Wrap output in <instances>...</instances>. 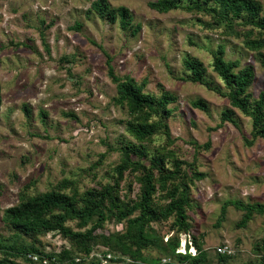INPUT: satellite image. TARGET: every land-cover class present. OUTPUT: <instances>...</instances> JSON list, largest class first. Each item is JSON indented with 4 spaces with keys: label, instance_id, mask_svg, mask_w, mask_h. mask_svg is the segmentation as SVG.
Instances as JSON below:
<instances>
[{
    "label": "rangeland",
    "instance_id": "374dc122",
    "mask_svg": "<svg viewBox=\"0 0 264 264\" xmlns=\"http://www.w3.org/2000/svg\"><path fill=\"white\" fill-rule=\"evenodd\" d=\"M91 1L0 0V231L8 233L2 211L18 201V192L25 184L33 182L30 191L42 192L68 177L78 180L80 190L99 187L112 181L119 140L135 142L125 130V109L113 103L117 91L100 44L112 56L111 65L117 74H129L137 81L145 78V90L150 92L158 94L165 89L176 95V101L169 104L173 111L166 118L173 141L166 145L179 158L192 160L195 147L191 141L200 145L210 142L196 155V165L205 176L195 180L190 189L193 203L187 212L191 230L211 257L224 249L236 253L222 264H250L249 260L257 256L254 244L264 239V216L257 215L246 227H237L242 211L229 205L225 219L219 226L214 224L227 199L264 201V139L257 137L253 144H245L244 138L252 139L250 119L235 109L236 124L226 121L218 127L227 100L180 76L184 75L182 54L197 55L207 65L209 50L225 42L226 57L240 58L241 66L253 64L255 79L249 92L256 98L264 90L259 60L245 49L240 37L192 23L191 15L179 9L158 12L148 5L155 0H108L112 6H127L132 22H141L136 35L122 31L117 22L87 12ZM259 1L264 15V0ZM75 22L81 27L71 28ZM73 53V61H60L63 55ZM207 67V74L219 82ZM199 97L207 102L208 112L191 104ZM164 141L165 135L158 133L149 146L153 149ZM103 152L105 157L87 172ZM132 178L127 174L122 184ZM132 188L138 190L134 179ZM170 222H157L154 227L165 233ZM68 224L75 227L73 221ZM122 229L121 222L109 220L96 232ZM39 240L45 250H60L64 242L51 232ZM148 252L156 255L154 249ZM92 254L85 257L88 263L94 256L100 258L101 246ZM210 264L221 263L213 256Z\"/></svg>",
    "mask_w": 264,
    "mask_h": 264
},
{
    "label": "trees",
    "instance_id": "16d2710c",
    "mask_svg": "<svg viewBox=\"0 0 264 264\" xmlns=\"http://www.w3.org/2000/svg\"><path fill=\"white\" fill-rule=\"evenodd\" d=\"M148 5L158 12L185 11L191 15L192 23L200 22L207 29L240 37L245 49L254 53L264 70V15L259 0H155ZM87 12L117 22L122 31L131 35L138 34L142 27L141 22H132L127 6H112L108 0H92ZM204 17L208 19L204 21ZM80 27L79 22L71 26ZM41 38L43 41V31ZM189 41L197 44L192 39ZM43 45L48 50L45 41ZM97 45L106 55L107 73L115 83L117 94L112 97L113 103L125 109V130L135 142L119 140L116 146L119 157L112 166V181L99 187L80 190L78 180L68 177H62L42 192L30 191L33 182L25 184L18 192V201L2 211L1 219L8 233L0 231V264H106L103 259L123 261V264H210L213 256L219 263H226L236 253L224 249L211 257L193 234L187 212L193 203L191 186L205 176L196 165V155L199 149H207L210 142L200 145L191 141L195 147L192 160L179 158L166 145L173 141L166 118L173 111L169 104L176 101V95L165 89L158 94L150 92L145 90V78L137 81L129 74H117L111 65L112 56ZM209 51L211 60L207 65L197 55L182 54L184 75L180 79L199 83L227 100L228 106L220 112L218 127L226 121L236 124V110L250 119L252 139L244 138L245 144H253L257 137L264 139V90L256 98L249 92L255 79L253 64L241 66L240 58L226 57L225 42H219ZM74 58L75 53L63 55L60 61ZM207 66L219 82L207 74ZM191 104L209 111L201 97ZM158 133L165 135V144L151 149L149 144ZM99 156L87 172L101 162L105 152ZM129 173L133 178L122 184ZM133 179L138 183L136 191L132 188ZM229 205L242 211L237 227H246L257 215L264 216V201L227 199L220 207L215 226L225 219ZM168 219H171L169 231L172 233H163L154 227V223ZM109 220L121 222L123 229L96 232ZM70 221L75 227L68 224ZM50 232L59 234L64 241L60 250L44 249L40 236ZM182 237L184 250L181 251ZM98 246H101L100 258L91 256L88 263L85 257L95 255L92 251ZM150 249L156 250V255L150 254ZM263 250L264 239H261V243L254 244L257 256L249 263L264 264Z\"/></svg>",
    "mask_w": 264,
    "mask_h": 264
}]
</instances>
